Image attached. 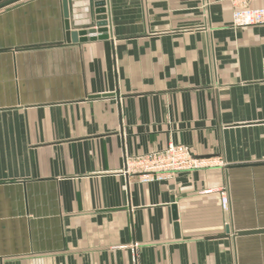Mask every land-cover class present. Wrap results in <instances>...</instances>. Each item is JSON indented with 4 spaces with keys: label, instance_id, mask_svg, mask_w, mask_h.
<instances>
[{
    "label": "crops",
    "instance_id": "crops-1",
    "mask_svg": "<svg viewBox=\"0 0 264 264\" xmlns=\"http://www.w3.org/2000/svg\"><path fill=\"white\" fill-rule=\"evenodd\" d=\"M97 2L0 0V264H264V233L238 234L264 229V25L104 0L108 38L73 42ZM171 143L203 166L125 172Z\"/></svg>",
    "mask_w": 264,
    "mask_h": 264
},
{
    "label": "built area",
    "instance_id": "built-area-1",
    "mask_svg": "<svg viewBox=\"0 0 264 264\" xmlns=\"http://www.w3.org/2000/svg\"><path fill=\"white\" fill-rule=\"evenodd\" d=\"M233 11V24L237 27L264 25V6L255 7L260 0H228ZM264 71V60H263ZM203 166L201 158L184 145L169 144L165 149L146 155L126 158V173L135 174L141 181L173 177L182 171H192ZM224 211L230 210L228 188L218 189Z\"/></svg>",
    "mask_w": 264,
    "mask_h": 264
},
{
    "label": "water",
    "instance_id": "water-1",
    "mask_svg": "<svg viewBox=\"0 0 264 264\" xmlns=\"http://www.w3.org/2000/svg\"><path fill=\"white\" fill-rule=\"evenodd\" d=\"M98 12L103 13L102 16L99 17V22L97 28L93 29H83L79 31H71L70 36L73 42H86L88 40H95V39H106L108 38L107 32V18L105 13V2L104 0H98ZM63 8H64V16L66 19L69 18V5L68 0H63ZM99 33V35L95 36L93 34ZM92 34V35H90ZM90 35V36H89ZM257 233H264V229H253V230H246V231H239V235H246V234H257Z\"/></svg>",
    "mask_w": 264,
    "mask_h": 264
}]
</instances>
